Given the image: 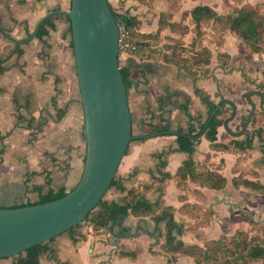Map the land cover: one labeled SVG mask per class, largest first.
Returning <instances> with one entry per match:
<instances>
[{
    "label": "crops",
    "instance_id": "1",
    "mask_svg": "<svg viewBox=\"0 0 264 264\" xmlns=\"http://www.w3.org/2000/svg\"><path fill=\"white\" fill-rule=\"evenodd\" d=\"M119 12L137 19V31L154 33L161 12L170 11L180 21L184 11L207 4L221 14L240 6L234 0H109ZM252 4L264 0H244ZM71 0H0V58H7L0 74V207L37 203L44 196L68 192L78 183L84 169L86 141L84 112L77 94L74 51H70ZM46 33L37 32L46 19ZM186 23L191 22L189 14ZM228 31V32H227ZM220 45L209 44L211 62L192 72L166 57L172 46L170 28L161 30L160 42L149 49L132 52L128 99L135 137L118 168L117 183L105 195L123 203L130 190L148 202L163 199L176 208L174 220L187 228L174 231L187 244L232 237L239 230L264 237V192L248 187L243 179L264 185V113L258 107L256 121L243 134L240 118L224 121L217 128L215 143L202 134L192 154L181 150L177 134L193 125L201 129L213 116L209 97L217 103L219 93L238 105L239 115L250 107L247 93L264 88V53L251 52L241 39L227 30ZM21 53L15 52L16 41ZM163 38V39H162ZM236 38V39H235ZM230 55L224 64L218 52ZM74 60V64H73ZM259 103L260 97L252 95ZM190 158L196 164L221 173L226 184L220 189L201 186L187 179L180 186L177 172ZM235 180L239 181L238 185ZM198 191H201L200 193ZM191 203L184 211L182 206ZM197 203L202 208L196 209ZM209 210V222L188 229ZM197 212V213H196ZM159 214V212H158ZM253 219L258 224L250 223ZM168 218L127 214L104 228L86 227L65 231L46 242L39 264H194L182 252H166ZM80 231L81 234H75ZM21 255L0 258V264H16ZM245 264H264L252 261Z\"/></svg>",
    "mask_w": 264,
    "mask_h": 264
},
{
    "label": "water",
    "instance_id": "2",
    "mask_svg": "<svg viewBox=\"0 0 264 264\" xmlns=\"http://www.w3.org/2000/svg\"><path fill=\"white\" fill-rule=\"evenodd\" d=\"M73 51L84 112L86 155L83 173L64 196L18 206L0 207V258L21 255L29 247L80 224L110 189L133 133L128 88L119 62V19L109 0H71ZM260 97L259 103L252 95ZM218 107L231 113L224 125L240 118L243 134L264 113V88L248 92L250 107L239 115L238 105L219 93ZM218 109L214 111V114ZM213 114V115H214ZM212 115V116H213Z\"/></svg>",
    "mask_w": 264,
    "mask_h": 264
},
{
    "label": "trees",
    "instance_id": "3",
    "mask_svg": "<svg viewBox=\"0 0 264 264\" xmlns=\"http://www.w3.org/2000/svg\"><path fill=\"white\" fill-rule=\"evenodd\" d=\"M143 1V0H142ZM241 3L240 6H233L229 12L225 14L219 13L213 7L207 4H200L195 6L190 11H184L182 19L180 21L173 20V14L170 11L161 12L159 28L154 33H142L137 31L136 26L138 21L135 17L130 16L127 13H119L112 5L113 14L118 17L119 22H125L126 27L129 30V39L135 45V48L131 49L132 52H142V56L149 49L150 53L146 56H150L152 51H157V47H153V43L158 42L160 39V32L164 28H170L172 32H180L181 34H186L192 30L190 23H186L185 19L190 14L191 22L193 26L196 27L197 32L201 31V34L205 33V28L209 25L211 28L219 32L222 37L226 30H231L236 33L241 41L244 43L245 47L251 52L263 54L264 53V11L262 7L263 2L259 3H249L244 2V0H234ZM229 3V0H226ZM70 21L69 32L71 34L70 46L73 49L72 40V26L71 18L68 16ZM50 18L46 19L42 24L41 28L37 32L38 37H42L46 31L44 30V25L49 23ZM10 39L16 41L15 52L21 53L22 49L20 44L25 41H20L14 39L8 33H5ZM151 40H154L152 42ZM222 43V42H221ZM220 43V44H221ZM169 47V45H167ZM174 46L172 45V51ZM165 52L166 57L178 61L183 68L188 69L192 72H197L200 66L188 67L181 59L175 54V50L172 52ZM223 55H219V58L224 64L228 63L230 60V55L226 52H221ZM203 54L204 56H201ZM213 55V51L210 47H204V49L196 54V57H204L202 62L197 61V63H202L206 66L210 63ZM196 59V58H195ZM7 58H0V74L6 70ZM196 62V60H195ZM202 67V66H201ZM121 73L123 80L128 88L131 83L132 68L128 60L121 64ZM204 100L210 105L211 112L213 113L216 109L217 112L213 117L201 126L199 131H196L195 127L191 125L187 132L181 131L177 134V140L179 142V147L181 150L188 151L192 154L195 150V145L199 142L202 134L211 140L214 146L217 138V128L224 121L223 111L218 104L212 101L208 96L204 97ZM177 176L179 178L180 186L186 183L187 179L199 182L201 186H209L211 188L220 189L225 186L226 178L219 172L211 170L205 166H201L195 163V161L190 158L187 160L178 170ZM244 184L248 187L256 189L260 192H264V185L259 182H255L248 179H243ZM239 181L235 180V184L238 185ZM117 183V177L112 181V185ZM199 193L201 191H198ZM66 192H61L54 195L44 196L39 202H44L47 200L56 199L62 197ZM130 198L126 199L123 203H118L115 201H108L103 197L99 204L91 210L86 220H88L95 229L104 228L109 226L112 221L119 219L123 215L132 214L134 216H144V215H154L157 221L168 218L167 230H168V240L163 244V249L166 252H182L184 254H189L194 257V264H245L252 261H264V237L258 233L251 234L250 231L239 230L234 236L221 237L219 239L206 240L204 244H187L184 241L177 239L174 234V230L177 228V223L174 220V212L176 208L172 205H166L163 199L157 202H148L139 196L135 189L130 190ZM191 204V203H190ZM189 203L182 206L181 211H184ZM192 205V204H191ZM193 207L196 209L202 208L201 205L194 203ZM159 212V214H158ZM197 213V212H196ZM211 214L209 210H205V217H202L200 221H197L194 225L188 227V229H196L202 225L209 222L208 216ZM249 217V216H248ZM251 224L256 227L258 224L256 221L249 217ZM79 226L76 225L71 227L67 231L75 230ZM187 228L180 226L178 228L179 233H183ZM75 234H81L80 231H75ZM48 242V241H46ZM46 242L33 245L25 251V256L20 257L16 264H39V257L46 249Z\"/></svg>",
    "mask_w": 264,
    "mask_h": 264
},
{
    "label": "rangeland",
    "instance_id": "4",
    "mask_svg": "<svg viewBox=\"0 0 264 264\" xmlns=\"http://www.w3.org/2000/svg\"><path fill=\"white\" fill-rule=\"evenodd\" d=\"M262 9H263L262 11H264V5ZM175 34L176 36H172V35L167 36L166 38L170 41V44L169 42H166L165 44L171 46L173 45L174 46L173 51L175 50V54L177 55V57H179L181 59V62H184L185 65H188V67L200 66L198 70L203 69L202 67L204 66L202 65V63L198 64L197 61L202 62L204 57H201V59H199L200 57H198L197 59L196 54L200 53L204 49V47L207 46L209 47V44L211 45L216 43L217 45H220L223 39L222 35L219 32H216V30L211 28L209 25L206 26L204 34H201V31L197 32L196 27L193 25H192V30L189 31L188 33L181 34L180 32H176ZM151 41L154 42V40ZM160 41L162 40L159 39L158 42ZM70 51L72 53L73 49L71 48ZM170 51H172V49ZM218 53L219 55L220 54L223 55L220 52ZM201 56L204 55L201 54ZM73 64H74V60H73ZM77 85H78V80H77ZM77 94L80 97V91L77 90ZM184 185L188 187V184L184 183Z\"/></svg>",
    "mask_w": 264,
    "mask_h": 264
},
{
    "label": "built area",
    "instance_id": "5",
    "mask_svg": "<svg viewBox=\"0 0 264 264\" xmlns=\"http://www.w3.org/2000/svg\"><path fill=\"white\" fill-rule=\"evenodd\" d=\"M120 25V38H119V62L120 65L125 63L131 54V49L135 48V45L129 39V30L126 27L125 22H119ZM81 225L86 227L90 226L91 223L88 220H83Z\"/></svg>",
    "mask_w": 264,
    "mask_h": 264
},
{
    "label": "flooded vegetation",
    "instance_id": "6",
    "mask_svg": "<svg viewBox=\"0 0 264 264\" xmlns=\"http://www.w3.org/2000/svg\"><path fill=\"white\" fill-rule=\"evenodd\" d=\"M158 223H159V221H157ZM168 222V221H167ZM181 226H183V225H181ZM180 226L177 224V228L174 230V231H178V228H179ZM184 227V226H183ZM168 231V230H167ZM178 233H179V231H178ZM167 236H168V232H167ZM167 240H168V238H167ZM167 242V241H166Z\"/></svg>",
    "mask_w": 264,
    "mask_h": 264
}]
</instances>
